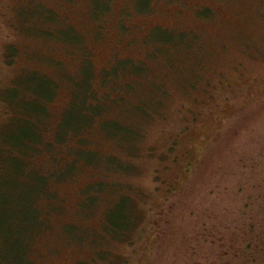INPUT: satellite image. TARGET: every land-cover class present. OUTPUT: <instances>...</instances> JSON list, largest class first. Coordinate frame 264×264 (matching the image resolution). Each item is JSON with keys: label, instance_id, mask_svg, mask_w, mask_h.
Listing matches in <instances>:
<instances>
[{"label": "rangeland", "instance_id": "1", "mask_svg": "<svg viewBox=\"0 0 264 264\" xmlns=\"http://www.w3.org/2000/svg\"><path fill=\"white\" fill-rule=\"evenodd\" d=\"M91 1L0 0V155L26 136L23 111L45 109L42 138L61 142L86 122L80 102L90 82L124 101L106 103L63 149L22 158L37 177L28 186L6 182L22 212L3 215L8 199L0 196V221L13 219L0 229V256L11 264H239L237 247L264 249V0H150L146 11V0H107L102 23ZM116 62L133 65H118V76L100 85ZM72 77L76 109L64 111ZM108 119L117 121L101 125ZM70 147L92 163L66 176L69 167L60 174L53 164ZM184 153L192 162L185 175L193 171L156 239L147 222L167 186L184 182L174 166ZM109 157L125 167L108 168ZM86 196L92 208L80 207ZM125 196L134 219L123 238L128 215L114 207ZM65 225L78 231L68 235ZM112 226L119 231L109 235ZM241 255L240 264H260Z\"/></svg>", "mask_w": 264, "mask_h": 264}, {"label": "trees", "instance_id": "2", "mask_svg": "<svg viewBox=\"0 0 264 264\" xmlns=\"http://www.w3.org/2000/svg\"><path fill=\"white\" fill-rule=\"evenodd\" d=\"M93 1H96V3L94 2L93 4ZM146 3V7L144 8L143 11H146L147 10V7H148V4L150 2V0H146L145 1ZM134 9L137 10V11H142L141 9L142 8H135V5H134ZM109 10V5H108V1L107 0H92L91 1V13L90 15L92 16L93 20L95 22H98V23H102L103 20H104V15L107 13V11ZM164 32H167L166 30H162ZM69 32L70 34H72V36L70 37H73L76 35L75 31L73 32L71 29H69ZM102 32V27L99 26L98 28V35H100ZM153 32V30L150 32L149 36L151 35V33ZM149 38V37H148ZM147 38V40H148ZM161 41V40H160ZM81 48V47H80ZM158 49L160 48H163V47H157ZM156 48V49H157ZM162 53H165V49L163 48V52ZM161 52H157L156 50L153 52V56H156V55H161L162 54ZM117 64H114L113 66H111L108 70H105V73L104 75H102L101 79H100V85L102 83L104 84H107L112 80V78H116L119 74V71L120 70H128V68L133 65L132 63H129V62H116ZM82 65V64H81ZM118 65L122 66L120 70L117 69ZM125 66V67H123ZM117 69V71H116ZM113 71H116L114 74L110 75V76H107V74L109 72H113ZM106 75V76H105ZM73 80L72 81H67L68 82V85L70 84V86L72 87V96L71 98L69 99V103H68V106L66 107V109L64 111H67V110H70V109H76L74 107V103L76 102V92H75V89H76V82H75V78L72 77ZM92 80V79H91ZM58 86V85H57ZM130 87H128L129 89ZM58 89V88H56ZM54 88V92L51 96V98L48 100V102H50L54 95L56 94V90ZM27 98V96H26ZM25 100V99H23ZM5 102V101H4ZM33 102H34V99H33ZM47 102V103H48ZM121 102L123 103L124 101L123 100H117L115 99L114 97H112V95L110 94H98L92 87V84L90 82V88H89V91L86 93V95L84 94L81 102H80V105L82 104V106L80 107L81 109V118L84 116L85 117V121L87 122V119H89L86 115V112L94 107L95 110H96V115L94 117H92L90 119V122H84L83 119H82V127L79 129V130H74V129H68L66 131V134L64 136V139L63 141L61 142H56V141H53L52 140L50 141V143L48 142H45L44 139L42 138V134H41V128H42V125H43V122L45 120V117H46V113L45 114H42L43 112L42 111H45V109H43L42 107H37L33 110V114L30 112V111H23V115H21V120H20V126L22 127V129L25 131L26 133V136L22 138V140L18 141L16 146H12L14 144H11V143H5V152L4 153H1L0 157L1 159H3V161H1V167H0V196H4V194L6 193L7 195V199H8V202L6 204L3 205V209H2V212H3V215H5L7 213V211H15V210H19L20 212H22V206L21 204L18 205L17 207L15 206L14 204V201L16 198H14V195L17 194V191H14V190H11L10 187L6 184V182H16L17 185L19 186H28L29 184H32L34 183V180L35 178L34 177H37L36 175L33 174V170H29V171H26V166L27 164H25L23 162V157L24 156H27V155H31L30 153L32 152L34 154V151L36 150V148L38 149V147H45L46 149H48L49 151L53 152V151H56V149L58 150H61L63 149L62 148V142L64 143L67 138H68V135L70 134H73V135H77L79 134V132H81L83 129H85L87 126H89L93 120L95 119V117L97 116H100L103 112H104V105L106 103H113V104H116V105H120ZM11 103V102H10ZM46 103V104H47ZM6 106L7 107H10L7 102H5ZM136 107V106H134ZM12 108L10 107L9 110H11ZM22 110V109H21ZM31 119V122H29V120ZM117 120H114V119H108V120H104L102 124H107V123H112V122H115ZM106 135V134H105ZM109 135V136H108ZM108 136L109 138H113L115 137V135H112L111 133H109ZM111 136V137H110ZM118 140L121 142V137L120 136H117ZM53 138V137H52ZM74 149L75 147H70L67 151V154L64 153V158H63V162L61 163L60 161V158L58 159H54V162H56L55 164H53L54 166V171L55 172H59L61 174V169H62V166L63 165H66V168L69 167V172L66 174V176H69L71 174H73L77 167H78V164L79 163H86V164H91L90 162H86L85 160H80L79 156L76 158L75 157V152H74ZM79 152H91L93 153L92 151L88 150H82L80 149ZM62 153V151H61ZM94 154V153H93ZM96 156V154H94ZM67 157V158H66ZM114 158V157H113ZM112 157H109V159H107V165H108V168H111L113 170H121L123 169L125 166L124 165H119L118 163L115 162V158L113 159ZM97 159V157H96ZM184 160V163L182 164L181 162H178V161H174V166L182 172V176L185 177V180L184 182H182L181 179H177L175 182L177 184V186H174V184H171V185H168L167 188L165 189L164 193H163V197H162V202H161V205L159 206V208L152 214V217H150V219L148 220L147 222V229L150 231V232H153V237H159V231H160V225L161 223L163 222V218L164 217H170V215L174 214V209H175V206L176 205L175 203L177 202V200L175 201V199H177L178 195L181 193V189L183 188L182 185L185 184V181L188 180L189 176L191 177V174H192V171H193V165H191V170L189 173H187L185 175V168L187 166H189L190 164H192V162L190 160H188V155L187 153H184L183 154V159ZM72 166H74L75 168L72 169ZM14 167L16 168V170H13ZM1 170H3L1 172ZM36 174V173H35ZM34 176V177H33ZM60 176V175H58ZM60 178H62L60 176ZM37 180H40L39 178H36ZM23 181V182H22ZM36 181V180H35ZM41 182L43 181V179L40 180ZM182 182V183H181ZM174 187H175V190H174ZM177 187V188H176ZM18 190V188H17ZM10 191L12 192V197H11V194H10ZM87 192H88V189H87ZM88 194V193H87ZM86 194V195H87ZM34 196V195H33ZM33 196L31 197V201L33 199V202H34V198ZM87 197V196H86ZM12 198V202L10 203V200ZM98 200H100L98 198ZM128 197L125 196V197H120L119 198V203L115 205L114 207V210H121L122 208H124L125 212H127V215H128V224L125 225L123 228V230H126L128 228V231L127 232H123L122 234H124L123 238L127 237V233H129V230L132 228V223H133V219L132 216L130 215L129 213V210H128ZM97 202V200H96ZM10 203V205H9ZM92 203L89 204V198L87 197V200H84L83 202L80 203V207L82 206V208H85V205H88L89 207H93L91 206ZM114 206V205H113ZM31 207V206H30ZM179 210V209H178ZM142 215L143 214H138L136 213V217L138 216L140 219V217L142 218ZM153 215H155L153 217ZM144 217V215H143ZM4 222L6 224H10V222H13V219L11 217L8 218V223L4 220L0 221V229L3 228L4 226ZM16 227V226H15ZM65 231L67 229H73V230H77V228L71 226V225H65ZM131 227V228H130ZM112 230L110 231L109 229L108 230H105L107 231V233H109L110 235V232L113 233V234H117V232L119 231V227H113L111 228ZM12 230H13V227H12ZM121 230V229H120ZM78 231V230H77ZM34 233V232H33ZM66 233L68 235H70L67 231ZM13 236H17V234H13ZM73 237V235H71ZM156 237V239H157ZM264 238V237H263ZM27 242L29 243V238H26V240L24 241V245L22 246L23 249H24V254L22 255V259L23 261L22 262H26L27 263V259L26 258V253H27V249H28V246H27ZM258 246V249H261V247L259 246V244H257ZM237 254L239 255V259H240V263H241V253L243 254L244 257L248 256L251 258V262H256L257 260H259L260 264H264V249H261V250H254L253 252H243L242 248L240 250L239 247H237ZM248 262V261H247ZM239 263V264H240ZM0 264H11V261H10V258H2L0 256ZM82 264V263H80Z\"/></svg>", "mask_w": 264, "mask_h": 264}]
</instances>
